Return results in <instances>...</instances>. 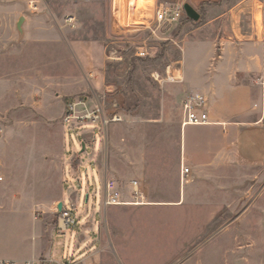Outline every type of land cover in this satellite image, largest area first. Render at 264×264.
Returning a JSON list of instances; mask_svg holds the SVG:
<instances>
[{
  "label": "rangeland",
  "instance_id": "1",
  "mask_svg": "<svg viewBox=\"0 0 264 264\" xmlns=\"http://www.w3.org/2000/svg\"><path fill=\"white\" fill-rule=\"evenodd\" d=\"M186 6L197 20L189 18ZM235 7L239 45L258 41L264 47V0H38L35 10L24 0H0V259L45 260L39 257L41 244L49 246L58 219L55 203L63 197L77 227L108 213L97 171L105 166L121 185L143 182L150 202L177 200L184 183L182 208L149 205L119 212L115 238L128 245L131 262L263 259L264 171L236 164L211 178L193 172L183 177L182 166L191 169L180 137L182 102L189 93L175 91L183 80L155 79H165L166 69L176 66L184 39L196 48L214 32L229 35L228 15L211 29L202 26ZM174 8L182 11L179 22L157 21L160 9ZM140 50L147 56L139 57ZM261 65L255 79L264 83ZM71 104L79 117L100 110L101 120L68 124ZM257 178L258 184L251 182ZM72 189L80 190L78 201L75 194L70 198ZM75 228L54 234L55 249L67 263L83 257Z\"/></svg>",
  "mask_w": 264,
  "mask_h": 264
},
{
  "label": "crops",
  "instance_id": "2",
  "mask_svg": "<svg viewBox=\"0 0 264 264\" xmlns=\"http://www.w3.org/2000/svg\"><path fill=\"white\" fill-rule=\"evenodd\" d=\"M226 15L232 17L233 23L229 35L227 33L216 35L214 32L204 37L196 48L191 46V41L184 39L183 55L176 63L182 72L183 82L175 91L184 93V97L187 93L198 92L206 96L209 101V124L183 127L182 118L180 120L182 158L191 167L188 168L189 174L183 175L185 167L182 166L183 177L190 176L193 172L199 177L205 175L211 178L213 172L234 167L236 164H247L264 171V83L263 80L255 79L256 74L263 69L261 64L264 62V47L258 41L245 42L244 46L239 45L242 42L236 28V7L217 18H208L202 29H211ZM97 171L101 174L105 197L106 184L115 181V177L108 166ZM260 180L257 178L251 182L258 184ZM135 181L140 183L145 193L142 203H136L133 197L132 184ZM115 182L121 189L124 204L104 205L105 211L108 207L111 209L108 213L105 212L102 218L97 219L92 215L83 225L73 230L77 232V247L84 246L80 249L83 257L73 264H136L131 262L125 252L128 245L119 244L115 238V219L119 212L126 209L125 207L149 205L163 207L170 204L173 208H182L186 203V198L182 195L184 183L177 200L150 202L146 201L148 195L144 183L140 180L133 179L126 185H121L117 180ZM69 194L70 198L75 194L74 201H78L81 196L79 189H72ZM88 200L89 196L86 202ZM242 200L243 196L240 197L239 202ZM63 202L64 197L55 203L56 207L60 203L64 207ZM260 209L264 212L263 205ZM206 210L207 216L213 217L209 214L211 210ZM56 224L50 232L48 248L43 246L44 242L41 244L39 257L52 259L58 264H66L67 261L59 256L61 250L55 249L56 242L53 240ZM86 232L91 235L86 236ZM118 252L120 255L122 253L125 262ZM260 260L258 264H264V256Z\"/></svg>",
  "mask_w": 264,
  "mask_h": 264
},
{
  "label": "built area",
  "instance_id": "3",
  "mask_svg": "<svg viewBox=\"0 0 264 264\" xmlns=\"http://www.w3.org/2000/svg\"><path fill=\"white\" fill-rule=\"evenodd\" d=\"M28 4L29 9L35 10L38 0H25ZM182 16V11L180 8L174 9H160L157 14V21L159 23L171 25L173 23H177L180 21ZM68 23L73 25L74 19L69 18ZM139 57H146L147 53L143 50L138 52ZM159 84L163 83H176L182 80V72L179 66H169L166 69V78L162 79L159 74L155 78ZM79 105H83L82 102ZM208 106L209 101L206 96L198 92H190L182 105V126H197V125H205L209 124V115H208ZM72 120H101V112L100 110H95L92 112H87L84 116L76 115V105L71 104L69 106V114L66 117V122L71 124ZM116 122L119 120L116 118ZM190 170L188 168L183 169V175H188ZM133 186V197L136 200V203H142L145 198V193L141 188L139 182L135 181L132 184ZM124 204L122 200V192L119 188L117 182L109 181L106 184V194L104 197V205L105 206H113V205H122ZM56 213L58 215L57 224H56V234L65 235L67 231L71 228H75L78 225L77 219L74 215L67 209L63 207L62 211H58V207H56ZM0 264H20L18 261L8 260V259H0ZM25 264H58V262L52 259L45 260H31ZM73 264V263H67Z\"/></svg>",
  "mask_w": 264,
  "mask_h": 264
},
{
  "label": "water",
  "instance_id": "4",
  "mask_svg": "<svg viewBox=\"0 0 264 264\" xmlns=\"http://www.w3.org/2000/svg\"><path fill=\"white\" fill-rule=\"evenodd\" d=\"M185 10L187 11L189 18L194 19V20L198 19L197 14L189 6H186ZM23 21H24V17L20 18L18 25H17L20 32H22L21 25H22ZM83 149H84V145H83ZM62 209H63V204L60 203L58 206V211L61 212Z\"/></svg>",
  "mask_w": 264,
  "mask_h": 264
},
{
  "label": "bare ground",
  "instance_id": "5",
  "mask_svg": "<svg viewBox=\"0 0 264 264\" xmlns=\"http://www.w3.org/2000/svg\"><path fill=\"white\" fill-rule=\"evenodd\" d=\"M141 2V1H140ZM137 4H138V2H137ZM141 4V3H140ZM125 7V6H124ZM141 7V6H140ZM124 9V8H123ZM130 10V9H129ZM122 11V10H121ZM124 12V11H123ZM139 17V16H138ZM121 20V19H120Z\"/></svg>",
  "mask_w": 264,
  "mask_h": 264
}]
</instances>
